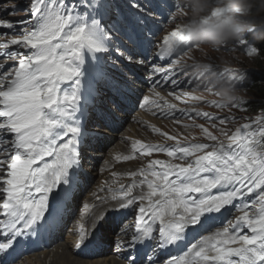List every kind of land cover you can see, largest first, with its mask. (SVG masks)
Masks as SVG:
<instances>
[{
	"label": "snow or ice",
	"instance_id": "obj_1",
	"mask_svg": "<svg viewBox=\"0 0 264 264\" xmlns=\"http://www.w3.org/2000/svg\"><path fill=\"white\" fill-rule=\"evenodd\" d=\"M175 6L182 10L179 3ZM105 7L104 0L72 4L67 0H29L24 11L31 20L21 22V38L0 43V56L16 63L0 75V157L6 158L0 159V238H8L0 242V254H7L17 239L31 237L44 226L51 195L70 183V172L79 165L83 69L86 57L109 52V33L99 22ZM0 12L17 15L6 6H0ZM0 30L14 33L15 25L0 20ZM13 46L17 50L6 54L4 50ZM184 46L189 45L183 30H174L164 38L158 59L164 61ZM247 54L258 55L259 50L249 47ZM150 71L160 75L154 67ZM170 79L171 74L164 83ZM141 107L161 119H171L176 113L180 114L176 121L193 116L173 104L148 98ZM228 122L218 120L220 124ZM256 124L261 125V121ZM151 131L165 136L155 128ZM201 131L214 143L180 146L175 140L176 147L164 148L135 142L133 155L116 158L127 162L162 153L170 161L180 162L151 160L128 177L134 182L116 196L125 209L141 205L126 250L147 245L150 251L145 264H264V145L259 139L264 138V125L256 128L246 124L231 136L221 133L227 142H217L206 129ZM166 139L173 141L174 137ZM134 190L140 191L138 198ZM214 190L219 191L212 195ZM253 196L251 201L245 199ZM237 201L241 203L233 212L242 215L234 223L230 221L231 228L200 239L179 257L159 259L160 253L185 240L188 229L202 227L203 218L220 214ZM76 234L80 241L87 236L83 227H78ZM80 246L76 244L73 252ZM135 261L136 257L129 255V264Z\"/></svg>",
	"mask_w": 264,
	"mask_h": 264
},
{
	"label": "rangeland",
	"instance_id": "obj_2",
	"mask_svg": "<svg viewBox=\"0 0 264 264\" xmlns=\"http://www.w3.org/2000/svg\"><path fill=\"white\" fill-rule=\"evenodd\" d=\"M240 41L245 42L244 36L240 40L232 42L226 45L225 47L218 49L216 52L208 53L207 55H204V53L201 51L193 50L192 53L188 56V53L190 50H192V48L190 46H185L186 48L185 54L187 56V60H190L194 64H205L208 65L209 67V71L205 72L206 73L205 76L202 75L200 76L203 77L202 80L200 81L202 87L198 92H196L197 99L195 101H192L194 103L193 107H195V109L197 110L196 114L204 113L207 114V116L217 117L218 118L217 120L209 121L207 119V116H205L204 118H200L195 114L193 119L189 121H183L182 119L181 121L178 120V122H181L178 125L173 122L159 121L157 119L148 117L149 116L148 115L147 117H143V119L139 121V123L144 124L146 128H141V129L137 128L133 132L132 130L133 126H137V124L131 121L129 127L124 126L125 129L118 134H116L115 132L116 135L110 134L112 132V129L109 128L106 129L107 131H105V133L103 132L105 136L111 139L115 138L117 142L123 139H127L129 142H131V144H129L128 146V151L120 154L122 152L121 150H123L121 149L122 148L121 146L120 148L116 144L115 147L112 146L113 148H111V146L108 145L109 148L108 151L105 152V155L102 158H100V161L98 162L97 165L98 167L96 166V168L98 169V173H95V171L93 172L92 177L94 180L91 179L90 181L92 183V186L85 193L82 199V203L80 200H77L75 205L68 202L65 205V209L69 210L70 213H73V211H76L78 206H80L81 208H80L79 216L81 219L87 216L90 222L93 224V221L95 222L97 218L98 220L95 223L96 227L102 225L105 223L104 219H102L104 210H109L113 207V203L108 199L109 196H112L111 192L107 190H114L115 187L119 185V184H115L114 182L122 181L128 176L134 175L135 173L139 172L141 169L146 167L145 165L149 163L151 160H164L163 162L166 163L167 162L174 163V161H170L169 158L163 154H153L151 157H139L138 154H136L138 156L136 160H129L127 162H118L116 159L117 157L123 160L125 157L133 155L131 150L133 145L132 143H135V141L137 140H139L141 143H144L146 145L151 144L153 143V141H157V140L166 141V142H174L175 140H179L180 142H190L192 143V145H205V144H212L214 142L206 140L204 137V132L201 131V129H206L213 136H216L217 142H227V137L222 135L221 133H227L228 136H231L232 134L235 133L237 129L243 128V126L246 124L253 125L256 128H259L262 125H264V110H258V112H256L258 113V115H253L255 113L245 112V104L250 101H259L260 97L253 93L251 94V92L248 89L249 86H242V82H241L242 79H244V84L246 85L248 78L251 76V74L255 72L264 73V67H260L255 64L256 59L260 57V53L258 55H254L251 57L248 56L247 51L249 47L246 45V43L241 44ZM87 58L89 57H86V59ZM229 77L234 78L233 83L236 84L237 94L242 98V101H236L235 103L224 106L223 108L213 107L212 105L219 104L216 101V96H215L216 89L214 88V85L217 83V81L225 80L226 78ZM191 81H195V80H191ZM172 92H174L175 95H179V92L177 91H172ZM174 97H178V98H174ZM161 99L162 102L175 104L179 102L180 96H168L165 98L162 97ZM151 117L153 116L151 115ZM218 120H226L229 122L226 124H220L218 123ZM257 120L261 121V125L256 124ZM111 122H113V119L110 120V122H108V126L109 123ZM152 128L157 129L158 132L165 133V136L161 137L157 134H154L151 131ZM135 131L137 132L135 133ZM141 131L144 134H142ZM130 135L135 136V138L134 139L126 138V137H130ZM167 136L174 137V140L168 141L166 139ZM193 137H195V139H193ZM259 139L261 140V144L264 145V138H259ZM158 141L157 143H159ZM124 144L125 143H123L122 145ZM129 149L131 152L130 155H129ZM261 150H264V148H262ZM115 152H117V154ZM97 155H98L97 157H99L100 153ZM113 160H115V164L109 166L113 162ZM144 160H146V162ZM122 164H125L127 168L130 167L129 169L131 170H123V171L116 170V167ZM95 165L96 162L95 164L93 163L89 164L90 168H94ZM108 175H112V177L110 176L111 178L109 180L106 179L100 182L104 176H108ZM92 189L95 191L96 195L91 194ZM72 192H73L72 200H74L75 195L78 193V191L76 189ZM134 192L137 194L139 190H134ZM101 197H104V199ZM83 203H85L87 206L86 210L82 209ZM96 212L98 213L96 214L95 217H93ZM99 229L100 227L98 228V230ZM65 238L67 239V237ZM63 241L65 240L63 239ZM61 246L63 245L60 244L57 245L54 249L51 250V252L57 253L59 251V254H61L60 253L62 252ZM69 246H71V244H69ZM103 250H104V246H102V252ZM103 253L105 255L103 254L102 256H98L99 258H91L85 260L90 262H95V261L102 262L106 258L109 259L111 256H114L112 255L111 252L107 254L106 252ZM28 257H26V259ZM73 257H75V255H73ZM52 259L53 257L51 258V260ZM115 259L117 260V258ZM18 264H35V260H29L28 263L22 262Z\"/></svg>",
	"mask_w": 264,
	"mask_h": 264
},
{
	"label": "clouds",
	"instance_id": "obj_3",
	"mask_svg": "<svg viewBox=\"0 0 264 264\" xmlns=\"http://www.w3.org/2000/svg\"><path fill=\"white\" fill-rule=\"evenodd\" d=\"M178 3L182 10L177 15L187 19L182 20L179 29L193 50L207 55L246 35L254 44L264 43V0H178ZM196 70L203 75L209 67L197 64ZM233 79L229 77L214 85L220 105L242 101Z\"/></svg>",
	"mask_w": 264,
	"mask_h": 264
},
{
	"label": "bare ground",
	"instance_id": "obj_4",
	"mask_svg": "<svg viewBox=\"0 0 264 264\" xmlns=\"http://www.w3.org/2000/svg\"><path fill=\"white\" fill-rule=\"evenodd\" d=\"M200 76H201V74H200ZM202 76H205V73L202 75ZM199 78H196V79H193V80H198ZM180 96V95H179ZM116 113H119L118 114V116L120 115V117H107L108 119H110V120H112L113 119V122H111V123H109V126H108V128L109 129H112V132L110 133V132H108V133H110L111 135H115V132L116 133H118L119 132V130H117V127L119 126V125H123V123H124V121H125V119L126 118H128V113L127 112H122V111H117ZM151 115V114H150ZM124 127V126H123ZM138 127H140L139 125H137V126H133V128H132V130H133V132H134V130L135 129H137ZM122 128V127H121ZM107 131V130H106ZM114 131V132H113ZM122 131V130H121ZM120 131V132H121ZM119 132V133H120ZM137 131H135V133H136ZM141 133H142V131H141ZM142 134H144V133H142ZM130 136H133V135H130ZM136 137H138V136H136ZM140 137V136H139ZM138 139V138H137ZM141 139V138H140ZM107 140V139H106ZM108 141V143L111 141V140H107ZM135 142H140L139 140H137V141H135ZM123 143H125L124 145H122ZM106 143H103V146L105 145ZM129 144H131V142H129L127 139H123V140H121V144H119V146L118 147H120L121 149H123V150H121L122 152L120 153V154H122L123 152H126V151H128V146H129ZM99 146V145H98ZM119 152V151H118ZM116 154H117V152H115ZM113 154V153H112ZM115 154V155H116ZM119 154V153H118ZM0 159H6L5 157H0ZM89 164H92L91 162H89ZM113 164H115V160H113V162L109 165V166H111V165H113ZM98 165V162H96V165H95V167L94 168H96V166ZM98 167V166H97ZM123 167H126V165L125 164H122V165H119V166H117L116 167V170H131V169H129L130 167H126V168H123ZM131 167H133V166H131ZM145 168V167H144ZM143 168V169H144ZM112 171H115V170H112ZM94 172V171H93ZM95 173H98V169L96 168V170H95ZM112 177V175H108V176H104L102 179H101V181L100 182H102V180H109L111 177ZM114 178V177H113ZM112 180V179H111ZM99 185V184H98ZM52 201V200H51ZM53 202V201H52ZM68 202H65V205L67 204ZM86 204L85 203H83V207H82V209L83 210H86ZM82 220H84V223H83V226L86 228V230H94V231H99V230H101L99 233H100V239H102L103 240V244L101 245V248H102V246H104V250H103V252H107V247H108V244H107V242L105 241V238H103L101 235H102V233H104V235H106L105 234V231H107L108 233L110 232V231H112L113 230V225L112 224H110L109 222H107V221H105V223L104 224H102V225H99V226H97L96 227V225H94V227H91L92 226V223L90 222V220H89V218L87 217V216H85L83 219H81L80 218V216H79V223H82ZM102 226V227H101ZM100 227V229L98 230V228ZM107 237H109V236H107ZM62 242H65V241H62ZM62 245V244H61ZM62 247V252H60L61 254H59V251L57 252V253H53V252H47V250L45 251V252H47V253H45V252H43V253H37V254H34V255H32V256H30V257H28L27 259H25L24 261H23V263L24 262H27L28 263V261L29 260H35V264H123V263H121V262H118L116 259H115V257L114 256H111L109 259H105L104 261H95V262H90V261H87V260H85V259H82V258H79L77 255H76V253L75 252H73V248L74 247H72L71 248V246H69V245H66V244H64L63 246H61ZM73 255H75V257H73ZM32 257V258H31ZM53 257V259L51 260V258Z\"/></svg>",
	"mask_w": 264,
	"mask_h": 264
},
{
	"label": "trees",
	"instance_id": "obj_5",
	"mask_svg": "<svg viewBox=\"0 0 264 264\" xmlns=\"http://www.w3.org/2000/svg\"><path fill=\"white\" fill-rule=\"evenodd\" d=\"M248 40L252 43L256 50H259L260 57L256 59L255 64L264 67V43L254 44L251 38L248 36ZM245 86H249L251 94L259 96V101L249 102V113H256L258 110H264V73H253L248 78Z\"/></svg>",
	"mask_w": 264,
	"mask_h": 264
}]
</instances>
